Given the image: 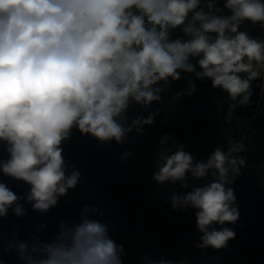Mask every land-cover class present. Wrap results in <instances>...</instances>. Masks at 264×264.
<instances>
[{"label": "clouds", "instance_id": "clouds-1", "mask_svg": "<svg viewBox=\"0 0 264 264\" xmlns=\"http://www.w3.org/2000/svg\"><path fill=\"white\" fill-rule=\"evenodd\" d=\"M245 22L264 29V0H224L222 8L217 0H0V144L8 154L0 172L28 186L21 196L0 182V218L26 215L21 200L46 213L76 187L80 173H67L62 147L73 129L102 144L142 134L155 114L129 122V106L160 101L161 83L186 77L182 97L196 91V80L210 81L247 105L264 69V39L242 30ZM175 29L183 36L173 38ZM159 143L158 184L186 189L189 178L212 177L168 202L174 211L194 210L196 247L225 248L236 236L225 225L239 218L229 185L245 159L218 145L196 161L174 137ZM97 211L83 206L78 222L61 221L50 241L13 238L6 250L22 264H123V246L93 218Z\"/></svg>", "mask_w": 264, "mask_h": 264}, {"label": "trees", "instance_id": "trees-1", "mask_svg": "<svg viewBox=\"0 0 264 264\" xmlns=\"http://www.w3.org/2000/svg\"><path fill=\"white\" fill-rule=\"evenodd\" d=\"M223 3L217 0L218 7ZM242 30L264 39L259 24L245 22ZM182 36L180 29L172 31L173 38ZM186 79L157 85L163 88L162 99L147 107L132 102L128 120L154 113L160 139L165 134L174 137L196 161L207 159L218 145L225 149L231 146L245 159L246 167L229 185L234 189L239 218L225 225L236 233L225 248L196 247L201 233L194 210L174 211L168 202L173 194L191 191L211 176L205 180L189 178L186 189L153 180L160 143L151 125L145 126L142 134L129 133L123 144H102L73 129L62 147L67 173L74 168L80 173L76 187L46 213L34 211L30 203L21 200L26 215L16 217L9 211L0 218V264H22L14 250H6L10 240L28 242L36 236L50 241L61 221L78 222L83 206L96 208L93 218L106 223L112 238L123 246V264H150L160 258L176 261L183 254L192 259L191 264H264V79L251 81L253 94L247 105L230 100L225 92L212 88L210 81L196 80L191 96L178 97ZM168 150L174 151L175 146ZM126 151L130 155L124 158ZM7 158L0 144V160ZM0 182L21 196L28 189L2 172Z\"/></svg>", "mask_w": 264, "mask_h": 264}, {"label": "rangeland", "instance_id": "rangeland-1", "mask_svg": "<svg viewBox=\"0 0 264 264\" xmlns=\"http://www.w3.org/2000/svg\"><path fill=\"white\" fill-rule=\"evenodd\" d=\"M261 73H262V74H261L260 77H261L262 79H264V69H261ZM151 127L153 128L152 130L155 131L156 134H158V135H154V136L157 138V140L160 141V137H159L160 135H159V133H158V132H159V131H158L159 129H157V128L155 127V122H154V124L151 125ZM158 148H159V150H161L160 146H158ZM156 165H157V162H155L154 166L156 167ZM66 199H67V198H65V200H66Z\"/></svg>", "mask_w": 264, "mask_h": 264}, {"label": "built area", "instance_id": "built-area-1", "mask_svg": "<svg viewBox=\"0 0 264 264\" xmlns=\"http://www.w3.org/2000/svg\"><path fill=\"white\" fill-rule=\"evenodd\" d=\"M152 124H154V122L152 123ZM151 124V125H152ZM160 197H162V195L160 194ZM192 259L188 256V255H186V254H183L182 256H181V258L179 259V260H176V261H178V262H181V264H191V261Z\"/></svg>", "mask_w": 264, "mask_h": 264}]
</instances>
